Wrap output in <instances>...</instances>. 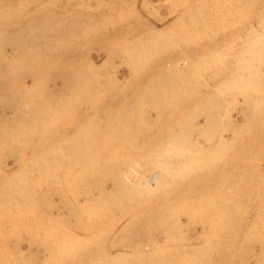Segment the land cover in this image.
Wrapping results in <instances>:
<instances>
[{
  "label": "rangeland",
  "instance_id": "rangeland-1",
  "mask_svg": "<svg viewBox=\"0 0 264 264\" xmlns=\"http://www.w3.org/2000/svg\"><path fill=\"white\" fill-rule=\"evenodd\" d=\"M263 56L264 0H0V264H264Z\"/></svg>",
  "mask_w": 264,
  "mask_h": 264
},
{
  "label": "bare ground",
  "instance_id": "bare-ground-1",
  "mask_svg": "<svg viewBox=\"0 0 264 264\" xmlns=\"http://www.w3.org/2000/svg\"><path fill=\"white\" fill-rule=\"evenodd\" d=\"M1 13H2V12H1ZM30 33H31V32H30ZM29 35H30V34H29ZM30 37H31V36H30ZM164 39H165V38H164ZM21 42H22V41H21ZM31 42H32V41H31ZM38 46H39V45H38ZM29 47H30V46H29ZM36 48H37V47H36ZM4 49H5V48H4ZM30 49H31V48H30ZM37 49H38V48H37ZM144 49H145V48H144ZM1 50H2V49H1ZM34 50H35V47H34ZM147 50H148V49H147ZM29 51H30V50H29ZM255 51H256V50H255ZM31 52H32V51H31ZM33 52H34V51H33ZM127 52H128V51H127ZM27 53H28V52H27ZM42 53H43V52H42ZM248 53H249V52H248ZM25 54H26V53H25ZM36 54H37V53H36ZM139 55H140V54H139ZM38 57H39V55H38ZM38 57H37V58H38ZM263 57H264V56H263ZM23 58H24V57H23ZM35 58H36V57L34 56L33 59H35ZM38 59H40V58H38ZM133 59H134V58H133ZM138 59H139V58H138ZM131 60H132V59H131ZM258 60H259V59H258ZM257 62H258V61H257ZM20 63H21V62H20ZM261 64H262V63H261ZM258 67H259V66H258ZM251 73H252V72H251ZM252 75H253V74H252ZM261 75H263V74H261ZM254 76H255V75H254ZM241 80H242V79H241ZM246 83H248V82H246ZM248 84H249V83H248ZM247 89H248V88H247ZM255 89H256V87H255ZM224 90H225V89H224ZM153 91H154V90H153ZM261 91H262V90H261ZM13 105H14V104H13ZM25 105H26V104H25ZM45 111H46V110H45ZM36 112H37V111H36ZM40 112H42V111H40ZM40 112H39V113H40ZM47 112H48V110H47ZM49 112H50V111H49ZM230 112H231V111H230ZM37 113H38V112H37ZM43 113L46 114L45 112H43ZM33 115H34V114H33ZM33 115H32V116H33ZM39 115H40V114H39ZM16 116H17V115H16ZM118 117H119V116H118ZM42 118H43V117H42ZM2 119H3V118H2ZM20 119H21V118H20ZM39 119H40V117H39ZM39 119H38V120L36 119V120L39 121ZM56 119H57V118H56ZM5 120H7V119L5 118ZM5 120H3V121H5ZM21 120H22V119H21ZM30 120L32 121L33 118H30ZM26 121H27V120H26ZM43 121H44V120H43ZM143 121H144V120H143ZM32 122H33V121H32ZM11 123H12V122H11ZM13 123H14V122H13ZM18 123H19V122H18ZM23 123H24V122H23ZM23 123H22V124H23ZM3 124H5V123H2V122H1L0 125H2V126L4 127ZM35 124H36V123H35ZM20 125H21V124H20ZM28 125H30V124H28ZM2 126H1V127H2ZM10 126H12V125H10ZM1 127H0V128H1ZM3 127L1 128V130H2L1 132H5V131H4V128L6 129V127H4V128H3ZM22 127H23V126H22ZM12 128H13V127H11V129H12ZM113 128H114V127H113ZM125 128H126V127H125ZM8 129H10V127H9ZM14 129L16 130V127L13 128V130H14ZM19 129H20V128H19ZM28 129H29V128H28ZM28 129H27V130H28ZM13 130H11V131H13ZM17 130H18V129H17ZM116 130H117V129H116ZM6 131H7V130H6ZM18 131H19V130H18ZM29 131H30V130H29ZM33 131H34V129H33ZM203 131H204V130H203ZM1 132H0V140H1V139L4 140V137H3V136H2L3 138L1 137V135H3ZM8 132L10 133V130H9ZM13 132H14V131H13ZM25 132H26V131H25ZM6 133H7V132H6ZM13 134H14V133H12L11 135H13ZM4 136H7V134H4ZM13 136H15V134H14ZM29 136H30V135H29ZM15 137H16V136H15ZM15 137H14V138H15ZM19 137H20V136H19ZM5 138H6V137H5ZM10 138H13V137H10V136H9V138H7V142H8V140H9ZM20 138H21V137H20ZM5 140H6V139H5ZM13 140H14V139H13ZM18 140H19V139H18ZM11 141H12V140H11ZM78 142H79V141H78ZM0 143H1L0 146L5 145V143H2L1 141H0ZM2 144H3V145H2ZM71 144H72V143H71ZM6 147H7V146H6ZM66 148H67V147H66ZM8 149H11V148H8ZM0 150H1V149H0ZM9 151H10V150H9ZM73 151H74V152H73ZM73 151L71 150V153H72V152H73V153H76L75 150H73ZM68 152H70V151H68ZM68 152H67V153H68ZM79 152H80V151H79ZM0 153H1V152H0ZM35 153H36V152H35ZM71 153H70V155H71ZM11 154H12V153H11ZM79 154H80V153H79ZM3 158H4V157H3ZM8 158H9V157H8ZM57 159H58V158H57ZM57 159H56V160H57ZM18 160H19V159H18ZM41 160H42V159H41ZM52 160H54V159H52ZM52 160H51V161H52ZM59 160H60V159H59ZM59 160H58V161H59ZM44 161H45V160H44ZM48 161H50V160H48ZM54 161H55V160H54ZM63 161H65V160H63ZM76 161H77V160H76ZM45 162H46V161H45ZM52 162H53V161H52ZM61 162H62V161H61ZM61 162H60V163H61ZM57 163H58V162H57ZM51 166H52V165H51ZM22 167H23V165H22ZM47 167H48V165H47ZM52 168H53V167H51V169H52ZM49 169H50V168H49ZM18 170H19V169H18ZM40 170H41V169H40ZM16 171H17V170H16ZM19 171H20V170H19ZM28 171H29V170H28ZM17 172H18V171H17ZM46 172H47V171H46ZM69 172H70V171H69ZM23 173H24V172H23ZM30 173H31V172H30ZM40 173H41V172H40ZM49 174H50V173H49ZM155 175H156V174H154V176H155ZM18 176H19V175H18ZM151 176H152V175H151ZM154 176H153V177H154ZM10 177H11V176H10ZM21 177H23V176H21ZM21 177H20V178H21ZM18 178H19V177H18ZM14 179H16V178H14ZM150 179H151V178H150ZM27 180H28V179H27ZM41 180H42V179H41ZM37 181H38V180H37ZM1 182H2V181H1ZM19 182H20V181H19ZM9 183H10V182H9ZM26 183H27V182H26ZM33 183H34V182H33ZM40 183H41V182H40ZM6 184H7V183H6ZM13 184H14V183H13ZM41 184H42V183H41ZM25 185H26V184H25ZM36 185H38V184H36ZM7 186H9V185H7ZM30 186H31V185H30ZM45 186H46V185H45ZM11 188H12V186H11ZM39 188H40V186H39ZM19 189H20V188H19ZM10 190H11V189H10ZM23 190H24V189H23ZM16 191H17V190H16ZM11 192H13V190H12ZM27 192H28V191H27ZM48 192H50V191H48ZM3 193H4V192H3ZM13 193H14V192H13ZM42 193H43V192H42ZM22 194H23V193H22ZM6 195H7V194H6ZM1 196H2V195H1ZM27 197H29V196L26 195V199H27ZM21 198H22V197H21ZM31 198H32V197H31ZM15 200H16V199H15ZM27 200H28V199H27ZM28 201H29V200H28ZM16 202H17V201H16ZM16 202H15V203H16ZM33 202H34V201H33ZM28 203H29V202H28ZM19 204H20V203H19ZM30 204H31V200H30ZM24 207H25V206H24ZM38 208H39V207H38ZM24 209H25V208H24ZM16 211H17V210H16ZM15 216H16V215H15ZM74 217H75V216H74ZM26 219H27V218H26ZM75 226H76V225H75ZM5 235L7 236L6 232H5L4 236H5ZM8 237H9V236H8ZM8 237H7V239H8ZM16 238H17V237H16ZM49 238H51V236H50ZM81 238H82V237H81ZM4 240H5V238H4ZM45 240H46V239H45ZM3 242H4V241H3ZM45 242H46V241H45ZM45 242H44V244H45ZM45 246H46V245H45ZM45 246H44V247H45ZM48 247H49V246H48ZM4 249H5V248H4ZM46 251H47V250H46ZM5 252H6V251H5ZM0 253L3 254V252H0ZM2 254H1V255H2ZM9 254H10V253H8V255H9ZM49 257H50V256H49ZM119 257H120V256H119ZM119 257H118V259H119ZM5 259H6V258H5ZM13 261H14V260H13ZM6 262H7V261H6ZM48 262H49V261H48ZM12 264H13V263H12ZM16 264H17V263H16Z\"/></svg>",
  "mask_w": 264,
  "mask_h": 264
}]
</instances>
